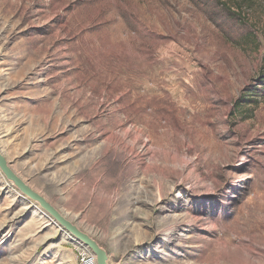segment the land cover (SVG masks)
Masks as SVG:
<instances>
[{
	"label": "rangeland",
	"instance_id": "rangeland-1",
	"mask_svg": "<svg viewBox=\"0 0 264 264\" xmlns=\"http://www.w3.org/2000/svg\"><path fill=\"white\" fill-rule=\"evenodd\" d=\"M261 75L264 0H0V152L107 264H264ZM30 202L0 264H79Z\"/></svg>",
	"mask_w": 264,
	"mask_h": 264
},
{
	"label": "water",
	"instance_id": "water-1",
	"mask_svg": "<svg viewBox=\"0 0 264 264\" xmlns=\"http://www.w3.org/2000/svg\"><path fill=\"white\" fill-rule=\"evenodd\" d=\"M0 171L9 181L13 183L20 193L30 198L34 203L38 204L46 215L52 217L59 227L71 236L75 243L90 252L94 256L96 264H107L108 254L106 251L102 249L95 240L80 231L72 222L60 214L44 197L33 191L16 174H14V172L9 168L6 159L1 152Z\"/></svg>",
	"mask_w": 264,
	"mask_h": 264
},
{
	"label": "trees",
	"instance_id": "trees-1",
	"mask_svg": "<svg viewBox=\"0 0 264 264\" xmlns=\"http://www.w3.org/2000/svg\"><path fill=\"white\" fill-rule=\"evenodd\" d=\"M260 79L262 80L261 83L264 86V75H261ZM252 97H254L253 94L252 95L250 94L242 95L240 99L233 106L234 112L241 113V111L243 110L242 107L244 103L245 105H249V106H251V104H256V100H253Z\"/></svg>",
	"mask_w": 264,
	"mask_h": 264
},
{
	"label": "built area",
	"instance_id": "built-area-1",
	"mask_svg": "<svg viewBox=\"0 0 264 264\" xmlns=\"http://www.w3.org/2000/svg\"><path fill=\"white\" fill-rule=\"evenodd\" d=\"M77 258L79 264H96L94 256L84 248H78Z\"/></svg>",
	"mask_w": 264,
	"mask_h": 264
},
{
	"label": "bare ground",
	"instance_id": "bare-ground-1",
	"mask_svg": "<svg viewBox=\"0 0 264 264\" xmlns=\"http://www.w3.org/2000/svg\"><path fill=\"white\" fill-rule=\"evenodd\" d=\"M31 204H35L33 202H30ZM45 218L49 221V223L51 222V224H53L55 227L57 226L58 229L60 228L59 225L54 221V219L52 217H50L49 215H45ZM47 224V223H46ZM56 229V228H55Z\"/></svg>",
	"mask_w": 264,
	"mask_h": 264
}]
</instances>
